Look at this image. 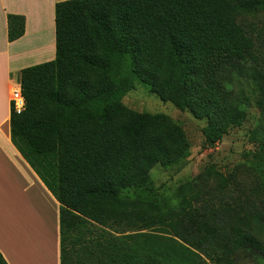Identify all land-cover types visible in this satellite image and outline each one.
Masks as SVG:
<instances>
[{
	"label": "trees",
	"instance_id": "obj_1",
	"mask_svg": "<svg viewBox=\"0 0 264 264\" xmlns=\"http://www.w3.org/2000/svg\"><path fill=\"white\" fill-rule=\"evenodd\" d=\"M258 14L264 0L55 4V58L20 71L25 109L11 110L10 136L60 205V264H264V184L247 225L205 201L162 208L150 172L186 158L189 143L168 116L115 96L139 82L205 120L204 143L216 145L245 119L227 71L248 69L264 87V38L247 22ZM24 24L7 16L9 42ZM230 177L219 175L222 194Z\"/></svg>",
	"mask_w": 264,
	"mask_h": 264
},
{
	"label": "rangeland",
	"instance_id": "obj_2",
	"mask_svg": "<svg viewBox=\"0 0 264 264\" xmlns=\"http://www.w3.org/2000/svg\"><path fill=\"white\" fill-rule=\"evenodd\" d=\"M248 19L253 33L264 38V15ZM231 72L232 75L227 71L225 78L230 80L229 87L237 101L243 103L245 119L241 125L228 129L214 146L204 143L205 120L160 101L143 84L135 82L132 90L118 91L115 96L133 111L168 116L181 127L189 143L186 158L167 168L155 166L150 172L148 187L163 202L162 208H174L184 200L197 205L205 201L222 209L236 210L237 223L247 225L246 215L263 206L258 201L257 190L264 184V87L259 75L248 69ZM219 175L227 178L231 175L226 187L229 191L223 194ZM196 194L200 195L197 200ZM260 236L264 240V233ZM243 261L254 264L250 258Z\"/></svg>",
	"mask_w": 264,
	"mask_h": 264
},
{
	"label": "crops",
	"instance_id": "obj_3",
	"mask_svg": "<svg viewBox=\"0 0 264 264\" xmlns=\"http://www.w3.org/2000/svg\"><path fill=\"white\" fill-rule=\"evenodd\" d=\"M65 0H0V254L6 264H60V205L14 146L9 96L22 69L55 58L54 9ZM24 33L7 38V16Z\"/></svg>",
	"mask_w": 264,
	"mask_h": 264
},
{
	"label": "built area",
	"instance_id": "obj_4",
	"mask_svg": "<svg viewBox=\"0 0 264 264\" xmlns=\"http://www.w3.org/2000/svg\"><path fill=\"white\" fill-rule=\"evenodd\" d=\"M10 108L15 114H21L25 109V99L22 94L21 86L16 83L9 96Z\"/></svg>",
	"mask_w": 264,
	"mask_h": 264
}]
</instances>
